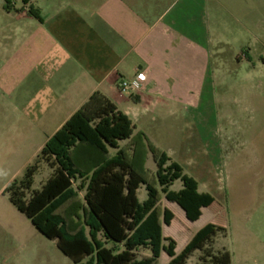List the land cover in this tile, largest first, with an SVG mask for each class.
I'll list each match as a JSON object with an SVG mask.
<instances>
[{"label": "rangeland", "instance_id": "374dc122", "mask_svg": "<svg viewBox=\"0 0 264 264\" xmlns=\"http://www.w3.org/2000/svg\"><path fill=\"white\" fill-rule=\"evenodd\" d=\"M28 1L40 5L49 0ZM212 7L216 56L209 78L210 94L197 109L180 101L136 129L146 133L138 147L149 152V144L156 152L166 153L198 181L201 191L213 196L214 203L202 210L197 221H189L184 211L160 192L154 155L150 152L149 162L138 166L144 179L159 192L163 236L175 240L177 253L200 229L213 224L224 229L214 239V251L227 250L232 264H264V0H214ZM23 10V0H0V68L16 53V24L23 20ZM5 43L7 50L1 47ZM2 95L0 92V264H74L3 193V185L21 178L35 159L33 142L16 134L14 129L19 126L14 125V109L4 107ZM138 133L143 134L134 136ZM122 145L128 155V144ZM50 174L43 166L33 189H40ZM141 188L142 199L146 189L144 185ZM180 188L179 181L172 186L176 191ZM165 208L174 214L169 226L163 223ZM57 214L73 234L84 226L85 204L78 198L75 206L68 203ZM202 254L193 253L188 264H199ZM138 257H151V252L140 249ZM169 261L162 250L151 264Z\"/></svg>", "mask_w": 264, "mask_h": 264}, {"label": "crops", "instance_id": "0c3cea01", "mask_svg": "<svg viewBox=\"0 0 264 264\" xmlns=\"http://www.w3.org/2000/svg\"><path fill=\"white\" fill-rule=\"evenodd\" d=\"M26 1L23 20L16 24V53L0 68V92L4 107L14 109L16 134L33 142L34 159L95 92L128 116L135 127L133 137L136 132L145 135L137 125L158 112L180 101L197 109L210 94L216 56L214 0ZM30 6L39 9L38 19L28 13ZM1 47L7 50L8 45ZM139 73L144 75L142 87L122 92L120 82ZM120 148L128 161V156L133 158L132 138ZM114 153L77 144L72 157L78 168L88 171ZM136 155L139 166L151 156L140 147ZM84 194L66 204L75 206L80 198L86 206ZM142 195L141 202L147 198Z\"/></svg>", "mask_w": 264, "mask_h": 264}, {"label": "trees", "instance_id": "16d2710c", "mask_svg": "<svg viewBox=\"0 0 264 264\" xmlns=\"http://www.w3.org/2000/svg\"><path fill=\"white\" fill-rule=\"evenodd\" d=\"M24 3H27L24 0ZM7 9V7L5 6ZM28 13L39 18V9L30 6ZM134 125L105 95L95 92L69 120L52 135L34 162L21 178L14 179L4 189L10 203L74 264H151L163 250L168 264H188L196 251L202 254L199 264H232L225 249H212L214 239L223 228L207 224L176 252V242L163 236L159 219V192L143 177L137 164L139 137H133ZM146 140L144 134H140ZM133 139L135 149L131 161L126 159L120 143ZM77 144H85L107 154L115 153L91 170L78 168L72 157ZM157 165L156 176L164 198L176 203L189 221H197L202 210L214 203L211 194L200 192L198 181L184 173L183 168L166 153L156 152L148 144ZM50 169L49 178L41 188L33 189L40 169ZM179 190L172 189L176 182ZM145 186L147 198L141 202L138 191ZM84 191L86 219L75 233L57 211ZM174 214L164 209L163 223L169 226ZM166 242V244H164ZM147 249L151 257L140 259L138 251Z\"/></svg>", "mask_w": 264, "mask_h": 264}, {"label": "built area", "instance_id": "2783aa9c", "mask_svg": "<svg viewBox=\"0 0 264 264\" xmlns=\"http://www.w3.org/2000/svg\"><path fill=\"white\" fill-rule=\"evenodd\" d=\"M143 83H144V75L142 73H139L131 79L122 80L119 84V88L122 92L136 91L142 87Z\"/></svg>", "mask_w": 264, "mask_h": 264}]
</instances>
